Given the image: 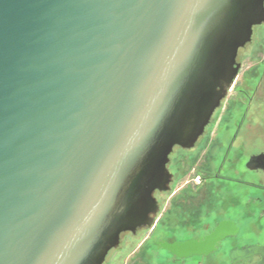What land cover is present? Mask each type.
<instances>
[{
	"label": "water",
	"instance_id": "water-1",
	"mask_svg": "<svg viewBox=\"0 0 264 264\" xmlns=\"http://www.w3.org/2000/svg\"><path fill=\"white\" fill-rule=\"evenodd\" d=\"M262 24L264 0H0V264H104L150 228Z\"/></svg>",
	"mask_w": 264,
	"mask_h": 264
},
{
	"label": "flooded vegetation",
	"instance_id": "flooded-vegetation-1",
	"mask_svg": "<svg viewBox=\"0 0 264 264\" xmlns=\"http://www.w3.org/2000/svg\"><path fill=\"white\" fill-rule=\"evenodd\" d=\"M238 63L221 102L223 115L214 121L219 107L191 149L175 147L169 156L168 189L154 194L167 198L166 207L158 208L150 228L121 235L117 248L125 236L145 234L131 264H264V110L258 94L264 73L253 84ZM188 242L195 245L188 257L159 247Z\"/></svg>",
	"mask_w": 264,
	"mask_h": 264
},
{
	"label": "rangeland",
	"instance_id": "rangeland-1",
	"mask_svg": "<svg viewBox=\"0 0 264 264\" xmlns=\"http://www.w3.org/2000/svg\"><path fill=\"white\" fill-rule=\"evenodd\" d=\"M238 59L237 62H240L242 64L240 73L251 74V78L256 79L253 81V84H256L257 79L261 78L262 74L264 73V60H263L264 59V25L253 28L252 43H250L244 50L239 51ZM260 61H262L263 63L260 65H256ZM262 78L263 80L261 81V84L259 86L258 94H261L262 96V99L259 102L264 110V77ZM225 108H226V103L224 102L220 108V111L216 112L214 121H217L219 116L223 115ZM221 120H224V118L221 117ZM263 120H264V116H263ZM262 137H264V127H263ZM166 200L167 198L159 200V203L157 201L158 207H160L161 209L165 208L167 205ZM144 236L145 234L143 233L135 237L125 236L122 240L121 246L119 248L112 250L108 254L104 264H131L134 260L132 259L133 253L137 251L138 246L144 239ZM146 245L147 243H145L144 247L142 246L139 251L140 252L143 251L146 248L145 247ZM151 264H155V263L152 262Z\"/></svg>",
	"mask_w": 264,
	"mask_h": 264
}]
</instances>
